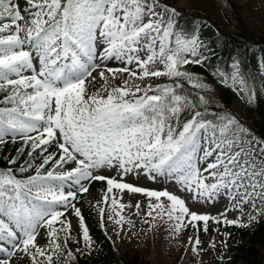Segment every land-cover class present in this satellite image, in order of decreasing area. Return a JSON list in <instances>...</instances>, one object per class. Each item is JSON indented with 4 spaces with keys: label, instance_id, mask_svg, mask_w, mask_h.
<instances>
[{
    "label": "snow or ice",
    "instance_id": "1",
    "mask_svg": "<svg viewBox=\"0 0 264 264\" xmlns=\"http://www.w3.org/2000/svg\"><path fill=\"white\" fill-rule=\"evenodd\" d=\"M202 27L182 28L168 0H0V153L20 144L15 155L0 156V264H77L90 256L95 241L77 202L93 182L106 184L95 203L106 238L105 217L119 236L124 225L135 227L123 209L141 216L143 208L150 231L164 226L178 237L191 228L186 250L200 264L208 248L199 234L210 224L230 237L221 227L264 218V137L215 105L209 83L190 70L209 67L215 54ZM262 69L264 61L257 67L264 78ZM212 75L248 102L257 96L239 56ZM141 174L174 183L195 204L224 208L193 211L166 187L125 182ZM125 193L144 196L146 205L120 203ZM219 243L222 264L228 243Z\"/></svg>",
    "mask_w": 264,
    "mask_h": 264
},
{
    "label": "rangeland",
    "instance_id": "2",
    "mask_svg": "<svg viewBox=\"0 0 264 264\" xmlns=\"http://www.w3.org/2000/svg\"><path fill=\"white\" fill-rule=\"evenodd\" d=\"M171 3L178 4L184 7L199 8L209 14L214 23L219 26V28L235 32L238 23H243L244 27L256 34H264V0H168ZM205 43L209 45L211 50L215 53L210 57L209 61L216 57L215 43H217L216 38H204ZM111 67H116V64L109 65ZM195 73L202 74V79L207 81L209 85L213 87H221L218 77L213 76V70L209 67H193L190 69ZM95 75V73H94ZM119 81H113V83H118ZM166 82L164 78L160 80H153L152 83H162ZM92 89H90L91 91ZM232 106L236 114L240 118H248L249 113V102L248 99L237 94L233 100ZM102 174L111 176L119 180L114 169H103ZM125 182L132 183L136 186H143L148 189H163L167 188L170 192L178 194L181 198H184L187 202L188 207L193 211H198L201 213L207 212L212 215H216L217 212L222 211L224 208L223 202L216 205H203L195 204L190 199L186 193L179 190V186L174 183H169L168 181H158L153 182L148 179L145 175L141 174L139 177L135 175H128L125 177ZM100 186L103 190L106 188L105 182H93L90 186L89 193L82 194V198L85 204H88L89 208L96 210L95 203L99 199L98 193ZM114 194L119 198V190H114ZM80 195V194H78ZM137 201H140L142 205H146V198L140 194L129 195L125 193L122 199L119 200L120 203L135 205ZM79 207V200L77 202ZM106 209L108 205H103ZM119 210V209H117ZM143 208L141 210V216L143 215ZM83 215V212H82ZM122 215L125 218H130L134 221L135 227L129 228L128 225H124L121 230V234L117 236L115 233L117 226L112 222H109L108 235L116 248L118 253L122 256H131L134 253H138L150 261V264H200V257L195 256L192 258V262L189 259L190 255H193L190 251L186 250L188 247V236L192 235V229L188 228L184 230L180 236L174 237L170 231L164 227L160 226L153 230H149L148 225L141 222V216L135 215L134 208L126 207L122 211ZM236 214L230 212L229 218H233ZM84 217V215H83ZM85 218V217H84ZM71 223L73 225L72 233L78 237L76 231V225L78 224V219L74 216L70 217ZM86 221V225L91 230V227L96 226V220ZM159 224V220H157ZM217 227L216 225L210 224L209 232L207 234L200 232V239L203 241V246L208 248V251L203 253V264H218L217 255L223 254L224 249L220 246V240H227L228 250L227 256L224 261H228V257L233 258L232 249L230 243L228 242V237L224 235H217L212 229ZM131 232V238H129V233ZM225 232L224 227H221V233ZM210 241H216L218 247L216 251L209 248ZM43 243V241H41ZM76 248V247H75ZM73 248V250H75ZM261 254L264 255V250L260 249Z\"/></svg>",
    "mask_w": 264,
    "mask_h": 264
},
{
    "label": "trees",
    "instance_id": "3",
    "mask_svg": "<svg viewBox=\"0 0 264 264\" xmlns=\"http://www.w3.org/2000/svg\"><path fill=\"white\" fill-rule=\"evenodd\" d=\"M168 3L177 7L180 12V25L182 28L191 30L198 26L200 28L198 34H202L203 38H216L215 43L216 57L210 60L209 68L213 71L217 68L228 71L232 60L239 56L246 66V73L255 77L254 83H249V87L257 93L255 99L249 102L250 116L241 119L246 126L252 129L257 135L264 137V78L261 77L260 71L257 70L258 64L264 61V34H256L244 27V24L238 23L236 31L231 32L219 28L212 17L199 8L184 7L168 1ZM264 70V69H262ZM215 93L213 103L224 108L225 111L235 113L232 102L236 97V92L231 87L224 85L221 87H212ZM185 91H192L186 86ZM20 147L17 143L13 145L9 142L3 154L11 153L15 155V149ZM26 155V153H25ZM23 159V157H22ZM6 163L0 160V167H5ZM103 193V187L99 189V199ZM98 199V200H99ZM79 207L87 221L95 219L96 227H92L90 231L95 248L90 256H78L77 264H150V261L138 253L131 256H121L113 247L109 238L105 237L104 231L100 228L97 209L92 210L84 203L82 196H79ZM106 229L108 230V221L105 217ZM225 231L231 233L228 242L232 249L233 258L230 264H264V255L260 249L264 250V218L260 222L249 228L227 227ZM74 238H77L72 234ZM70 247L75 248L77 245L70 242ZM222 264H228L223 261Z\"/></svg>",
    "mask_w": 264,
    "mask_h": 264
},
{
    "label": "bare ground",
    "instance_id": "4",
    "mask_svg": "<svg viewBox=\"0 0 264 264\" xmlns=\"http://www.w3.org/2000/svg\"><path fill=\"white\" fill-rule=\"evenodd\" d=\"M192 258H195V256H193V255H190V256H189V259L191 260V263H193V262H192Z\"/></svg>",
    "mask_w": 264,
    "mask_h": 264
}]
</instances>
